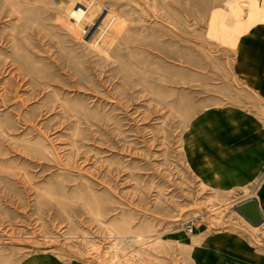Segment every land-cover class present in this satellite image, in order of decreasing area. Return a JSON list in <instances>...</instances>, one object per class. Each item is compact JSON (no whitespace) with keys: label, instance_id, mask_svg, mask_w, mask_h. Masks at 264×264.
Segmentation results:
<instances>
[{"label":"rangeland","instance_id":"rangeland-1","mask_svg":"<svg viewBox=\"0 0 264 264\" xmlns=\"http://www.w3.org/2000/svg\"><path fill=\"white\" fill-rule=\"evenodd\" d=\"M263 20L0 0V264H264Z\"/></svg>","mask_w":264,"mask_h":264},{"label":"water","instance_id":"water-1","mask_svg":"<svg viewBox=\"0 0 264 264\" xmlns=\"http://www.w3.org/2000/svg\"><path fill=\"white\" fill-rule=\"evenodd\" d=\"M234 208L253 225H258L263 220L255 197H248L238 201L234 204Z\"/></svg>","mask_w":264,"mask_h":264},{"label":"crops","instance_id":"crops-1","mask_svg":"<svg viewBox=\"0 0 264 264\" xmlns=\"http://www.w3.org/2000/svg\"><path fill=\"white\" fill-rule=\"evenodd\" d=\"M218 10V9H217ZM220 10V9H219ZM222 10V9H221ZM263 17V15H260V17ZM256 23H259L260 25H261V27H260V32L261 31H264V20L263 21H258V22H256ZM256 23H254V24H256ZM253 24V25H254ZM259 50H260V57L262 58V56H263V33L260 35V39H259ZM261 54H262V56H261ZM259 57V58H260ZM258 63L260 64V68L261 69H263V67H264V60L263 59H259V61H258ZM262 211V210H261Z\"/></svg>","mask_w":264,"mask_h":264},{"label":"bare ground","instance_id":"bare-ground-1","mask_svg":"<svg viewBox=\"0 0 264 264\" xmlns=\"http://www.w3.org/2000/svg\"><path fill=\"white\" fill-rule=\"evenodd\" d=\"M204 136V135H203ZM206 138H208V137H206ZM257 200V199H256ZM257 202H258V206H259V209H260V212H261V214H262V216H263V213H262V211H261V206H260V203H259V201L257 200ZM263 219H264V216H263Z\"/></svg>","mask_w":264,"mask_h":264}]
</instances>
